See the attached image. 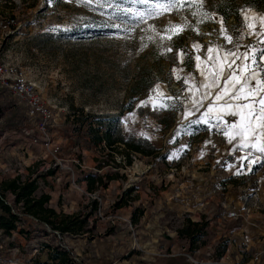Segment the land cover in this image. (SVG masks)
I'll return each instance as SVG.
<instances>
[{
	"label": "rangeland",
	"instance_id": "1",
	"mask_svg": "<svg viewBox=\"0 0 264 264\" xmlns=\"http://www.w3.org/2000/svg\"><path fill=\"white\" fill-rule=\"evenodd\" d=\"M6 1L12 5L0 7L13 9L18 26L0 39V63L23 73L53 117L42 126L25 119L24 103L12 94L17 108L0 97V193L6 180L36 179L52 193L58 213L89 217L82 234L65 238L67 253L58 261L51 260V239L36 238L37 223L23 217L20 230L3 237L0 264H264V156L249 165L241 157L251 150L236 151L221 134L224 121L239 119L230 109L214 108L207 123H193L213 98L203 97L201 70L209 80L219 68L227 75L225 49L238 55L254 46L240 75L249 73L253 54L259 60L264 42L238 37L245 30L242 11L264 12V0H205L213 18L193 17L194 0H183L184 8L143 20L119 10L147 7L131 0L104 8L94 0ZM221 5L230 14L238 9L239 17L225 19ZM221 18L232 44L220 32ZM217 112L220 129L211 127ZM107 125L144 153L96 143L90 129L102 133ZM88 176L104 184L91 190ZM190 221L208 222L205 244L195 249L181 234Z\"/></svg>",
	"mask_w": 264,
	"mask_h": 264
},
{
	"label": "snow or ice",
	"instance_id": "2",
	"mask_svg": "<svg viewBox=\"0 0 264 264\" xmlns=\"http://www.w3.org/2000/svg\"><path fill=\"white\" fill-rule=\"evenodd\" d=\"M71 2V0H67ZM81 2V0H77ZM96 6L100 8L111 7L115 0H94ZM132 3H139L147 5L143 11H136L134 9L123 8L119 9L125 16L131 15L138 20H143L146 17H156L162 14L163 11H171L173 9L179 10L184 8L186 5L183 0H156L154 3H150L149 0H131ZM83 3L92 4L93 0H83ZM205 0H194V6L196 11H193L191 15L193 17L197 16L198 13L206 18H213L214 13H209L205 7ZM192 6V5H189ZM117 7H119L117 5ZM244 19V31L241 32L238 39H243L245 36H255L258 42H264V12L257 13L252 9L242 11ZM259 22V31H256V22ZM202 21H198L200 23ZM219 23L221 24L220 32L223 35L224 40L228 44H232L233 36L228 34L227 29L224 27L223 18L220 19ZM113 27L118 30L121 29L120 23H114ZM172 28L182 29V25L173 24ZM169 31V29H165ZM169 39L171 37L169 36ZM195 48L199 49L201 46L199 44L194 45ZM173 49L169 47L168 52H171ZM219 50V49H218ZM208 53L213 52V47L207 49ZM254 46H251L248 50L241 52L237 55L236 52L225 49V55L222 58L224 61H230L228 63L227 75L224 74V69L219 68L216 73L211 74L212 78L209 80L208 75L201 70V75L204 76V80L200 82V87L205 88L208 91L203 93L204 98H212V103L209 104L206 112L203 114L202 121H193V123L204 122L207 123V119L210 114L213 113L214 108H227L230 109V115L238 117V120L234 121H224V128L221 132L222 135L227 137L228 143L233 144L235 142L236 151H247L244 156L241 157V160H248L249 165L256 163V160L261 159L264 156V49H259V60H257L256 55L253 54L251 58L252 67L249 70L247 75H240L245 69L248 68V65L245 63L249 59L250 52L255 53ZM178 55L181 57V62L183 63V56L185 53L181 50ZM235 57V59H231ZM196 61H200V56L195 57ZM211 60L212 57L210 56ZM236 60H240L239 64H236L235 69L232 68V65L236 63ZM215 64V61H213ZM197 69H200V64L197 63ZM177 75V79H179ZM194 79V78H192ZM223 81V85H221ZM188 82L187 79L184 81ZM219 89V91L214 93L213 90ZM159 90V85L154 91ZM227 97V99H225ZM223 101V104L217 105L216 102ZM153 103L150 98L149 101L143 103L142 106H147V104ZM193 104H200L203 106L202 101H193ZM155 108L156 105L153 104ZM160 107H166L165 105H160ZM217 124L211 125L220 129L219 121L222 119L219 112L216 113ZM211 143V141H209ZM253 152L261 154L255 159L249 160V157ZM175 155V154H173Z\"/></svg>",
	"mask_w": 264,
	"mask_h": 264
},
{
	"label": "trees",
	"instance_id": "3",
	"mask_svg": "<svg viewBox=\"0 0 264 264\" xmlns=\"http://www.w3.org/2000/svg\"><path fill=\"white\" fill-rule=\"evenodd\" d=\"M219 8L220 13L225 19H229L230 15L239 17L238 9L230 14L223 5ZM9 95H11V92L8 89L0 90V97L4 100V106L17 108V104L12 99H8ZM24 117L25 119H30L27 115ZM105 128L102 133L99 130L90 129L94 132L96 143H105V147L111 152H117L118 144L123 143L136 153H144L139 145L124 142L122 138L113 135L111 126L107 125ZM131 162V159H128V163L131 164ZM87 181L91 190L94 189L96 183L104 184L101 177L94 178L88 176ZM37 189L38 183L36 179L23 181L20 176L1 183L0 244L4 236H11L14 231L18 230L22 216H26L38 225L36 238L46 236L51 239L49 247H53L56 253L54 257H51V260L58 261L67 253L65 238L82 234L89 216L82 218L79 214L66 215L58 213L54 208L48 207L51 199L50 195L44 194L39 198L35 196ZM8 195H10L11 203L8 200ZM189 224V227L184 229L181 234L189 238L192 248L195 249L199 242L205 244V241L201 240L205 234L208 222L195 223L190 221Z\"/></svg>",
	"mask_w": 264,
	"mask_h": 264
},
{
	"label": "built area",
	"instance_id": "4",
	"mask_svg": "<svg viewBox=\"0 0 264 264\" xmlns=\"http://www.w3.org/2000/svg\"><path fill=\"white\" fill-rule=\"evenodd\" d=\"M4 4L12 5L11 2L0 0V6ZM11 11L13 9L0 7V39L12 34L18 26L17 18ZM2 89H8L19 102L24 103L27 116L37 119L42 126L52 119V113L44 105L34 85L24 79L23 73L16 67H6L0 63V90ZM25 134L31 136L30 131H26ZM35 254L39 255V250H36Z\"/></svg>",
	"mask_w": 264,
	"mask_h": 264
},
{
	"label": "crops",
	"instance_id": "5",
	"mask_svg": "<svg viewBox=\"0 0 264 264\" xmlns=\"http://www.w3.org/2000/svg\"><path fill=\"white\" fill-rule=\"evenodd\" d=\"M38 183V182H37ZM44 194H47V195H50L51 196V199H50V201H49V204H48V207H50V208H54L56 211H57V203H54L55 202V200H53V195H52V193H49V192H46L45 190H43V188L40 186V184L38 183V189H37V191L35 192V196L37 197V198H39V197H41L42 195H44ZM58 212V211H57ZM25 218V219H28V222H29V225L30 226H34V224L36 223L35 221H33L32 219H30V218H28V217H26V216H22V218ZM21 218V222H23V219ZM20 222V223H21ZM31 223H33V224H31ZM38 226V225H37ZM20 229H19V226H18V230L17 231H19ZM42 238H47L46 236H44V237H42ZM46 242V241H45ZM17 261H19L20 262V260H17Z\"/></svg>",
	"mask_w": 264,
	"mask_h": 264
}]
</instances>
